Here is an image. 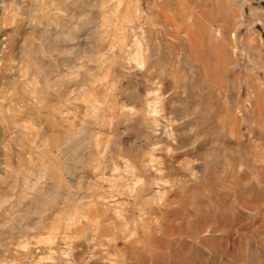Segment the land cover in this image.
I'll return each instance as SVG.
<instances>
[{
    "label": "rangeland",
    "instance_id": "rangeland-1",
    "mask_svg": "<svg viewBox=\"0 0 264 264\" xmlns=\"http://www.w3.org/2000/svg\"><path fill=\"white\" fill-rule=\"evenodd\" d=\"M0 264H264V0H0Z\"/></svg>",
    "mask_w": 264,
    "mask_h": 264
}]
</instances>
